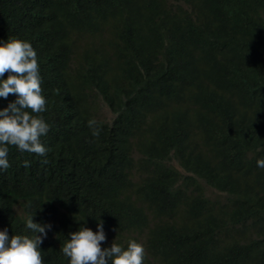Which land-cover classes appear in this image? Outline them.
<instances>
[{"label": "trees", "instance_id": "trees-1", "mask_svg": "<svg viewBox=\"0 0 264 264\" xmlns=\"http://www.w3.org/2000/svg\"><path fill=\"white\" fill-rule=\"evenodd\" d=\"M10 38L37 53L48 152L9 146L0 231L50 225L44 264L98 223L144 264H264V0H0Z\"/></svg>", "mask_w": 264, "mask_h": 264}, {"label": "clouds", "instance_id": "clouds-1", "mask_svg": "<svg viewBox=\"0 0 264 264\" xmlns=\"http://www.w3.org/2000/svg\"><path fill=\"white\" fill-rule=\"evenodd\" d=\"M39 69L37 53L29 42L10 38L0 43V98L16 97L0 110V169L10 166L9 146L41 157L48 152V145H42L45 141L41 138L49 131V125L40 115L46 111V99ZM5 74L7 78L2 79ZM88 127L94 137L99 136L100 129L94 119L88 121ZM24 166L28 167L29 163L25 161ZM257 166L264 168V159L257 160ZM258 185L264 187V180ZM33 216L28 214L25 219L31 236L9 238L6 230L0 231V264H44L39 246L51 226L34 223ZM69 235L70 239L60 249L69 258V264H144L145 249L135 241H129L126 250L113 242L110 248L102 249L106 239L102 223H98L95 233L82 227Z\"/></svg>", "mask_w": 264, "mask_h": 264}, {"label": "bare ground", "instance_id": "bare-ground-1", "mask_svg": "<svg viewBox=\"0 0 264 264\" xmlns=\"http://www.w3.org/2000/svg\"><path fill=\"white\" fill-rule=\"evenodd\" d=\"M214 194H215V193H214ZM119 197H120V196H119ZM144 213H145V212H144ZM143 229H144V228H143ZM145 231H146V230H145ZM54 235H55V234H54ZM157 242H158V240H157ZM167 254H168V253H167ZM167 254H166V255H167ZM170 257H171V256H170ZM160 261H161V260H160Z\"/></svg>", "mask_w": 264, "mask_h": 264}]
</instances>
